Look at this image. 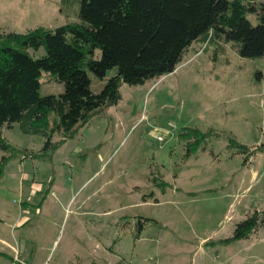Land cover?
<instances>
[{
    "label": "rangeland",
    "instance_id": "obj_1",
    "mask_svg": "<svg viewBox=\"0 0 264 264\" xmlns=\"http://www.w3.org/2000/svg\"><path fill=\"white\" fill-rule=\"evenodd\" d=\"M60 1L0 0V33L72 21L77 5ZM114 74L88 73L91 92ZM63 89L42 79L39 95ZM120 94L46 157L24 153L42 137L3 129L23 153L0 176V264H264V228L221 243L264 211V57L194 45L172 73ZM194 128L208 138L186 158L180 135Z\"/></svg>",
    "mask_w": 264,
    "mask_h": 264
},
{
    "label": "trees",
    "instance_id": "obj_2",
    "mask_svg": "<svg viewBox=\"0 0 264 264\" xmlns=\"http://www.w3.org/2000/svg\"><path fill=\"white\" fill-rule=\"evenodd\" d=\"M60 4L65 10H76L77 5L72 21L21 34L0 33V151L4 154L0 176L10 159L23 153L4 141V128L17 125L25 135L42 137L40 151L24 153L46 157L72 138L77 126L116 106L122 85L141 86L172 73L194 45L211 49L214 55L230 45L241 58L264 57V0H61ZM249 15L255 16V25ZM40 49L44 54L36 59L33 54ZM111 70L115 74L92 93L88 73L102 81ZM42 79L62 84L63 92L40 96ZM54 135L60 140L54 141ZM180 136L189 158L208 133L194 128ZM231 143L245 151L234 140ZM259 228H264V211L246 217L221 243L247 239Z\"/></svg>",
    "mask_w": 264,
    "mask_h": 264
},
{
    "label": "crops",
    "instance_id": "obj_3",
    "mask_svg": "<svg viewBox=\"0 0 264 264\" xmlns=\"http://www.w3.org/2000/svg\"><path fill=\"white\" fill-rule=\"evenodd\" d=\"M0 245H1V247H0V255H3V254L5 255V250H7L8 244L5 241L1 240L0 241ZM6 257H8V256H6Z\"/></svg>",
    "mask_w": 264,
    "mask_h": 264
}]
</instances>
